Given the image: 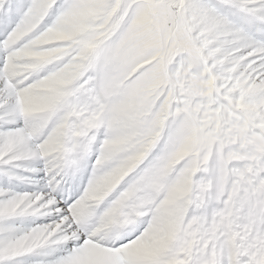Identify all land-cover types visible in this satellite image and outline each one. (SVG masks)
Returning a JSON list of instances; mask_svg holds the SVG:
<instances>
[{
  "label": "snow or ice",
  "instance_id": "obj_1",
  "mask_svg": "<svg viewBox=\"0 0 264 264\" xmlns=\"http://www.w3.org/2000/svg\"><path fill=\"white\" fill-rule=\"evenodd\" d=\"M0 264H264V0H0Z\"/></svg>",
  "mask_w": 264,
  "mask_h": 264
}]
</instances>
